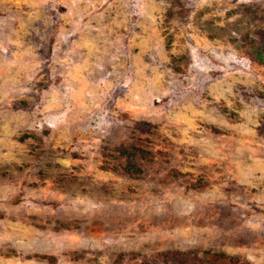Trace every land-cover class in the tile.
I'll use <instances>...</instances> for the list:
<instances>
[{"label": "rangeland", "instance_id": "rangeland-1", "mask_svg": "<svg viewBox=\"0 0 264 264\" xmlns=\"http://www.w3.org/2000/svg\"><path fill=\"white\" fill-rule=\"evenodd\" d=\"M0 264H264V0H0Z\"/></svg>", "mask_w": 264, "mask_h": 264}, {"label": "trees", "instance_id": "trees-1", "mask_svg": "<svg viewBox=\"0 0 264 264\" xmlns=\"http://www.w3.org/2000/svg\"><path fill=\"white\" fill-rule=\"evenodd\" d=\"M256 60L261 62L263 61V58L259 53H256ZM203 256V259L205 262H208L209 260H217L219 258H222V255H218L217 253H210L208 251H204L201 253V257Z\"/></svg>", "mask_w": 264, "mask_h": 264}]
</instances>
